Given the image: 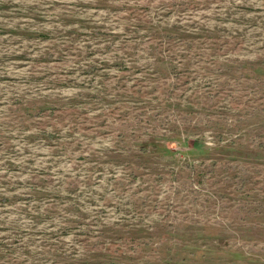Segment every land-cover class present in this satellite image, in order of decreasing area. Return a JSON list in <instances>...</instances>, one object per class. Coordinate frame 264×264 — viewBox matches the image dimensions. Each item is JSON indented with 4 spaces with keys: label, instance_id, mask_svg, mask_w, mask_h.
<instances>
[{
    "label": "rangeland",
    "instance_id": "374dc122",
    "mask_svg": "<svg viewBox=\"0 0 264 264\" xmlns=\"http://www.w3.org/2000/svg\"><path fill=\"white\" fill-rule=\"evenodd\" d=\"M0 264H264V0H0Z\"/></svg>",
    "mask_w": 264,
    "mask_h": 264
}]
</instances>
